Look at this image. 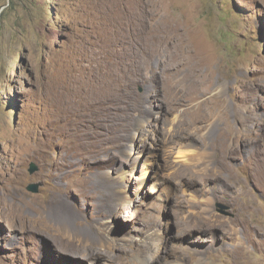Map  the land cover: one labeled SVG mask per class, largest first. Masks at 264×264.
<instances>
[{
  "label": "rangeland",
  "instance_id": "rangeland-1",
  "mask_svg": "<svg viewBox=\"0 0 264 264\" xmlns=\"http://www.w3.org/2000/svg\"><path fill=\"white\" fill-rule=\"evenodd\" d=\"M262 161L264 0H0V264H264Z\"/></svg>",
  "mask_w": 264,
  "mask_h": 264
},
{
  "label": "bare ground",
  "instance_id": "bare-ground-1",
  "mask_svg": "<svg viewBox=\"0 0 264 264\" xmlns=\"http://www.w3.org/2000/svg\"><path fill=\"white\" fill-rule=\"evenodd\" d=\"M89 144H90V141H89V143H87V145L84 147L83 151L80 153L84 159L82 161H84L87 164H88V157H90L89 152L91 151V150L89 151V149L92 146L91 144H90L91 146ZM93 144H96V143L94 142ZM254 169H255V171H254V174H252V175L254 177H256L255 179L258 182V180H260L264 177V162L262 161V163L257 165L256 168H254ZM56 193H58V192H56ZM111 199H113V198H111ZM66 201L64 200V198L60 194H56V195L53 194L52 197H50L49 200L46 201V203L44 204V210L42 211L41 215L38 217V219H40L42 221L41 223H43L42 226L45 227V224H47L48 227L50 226L49 228H53V229L60 228L72 236H76V237H79V238H82V239H85L88 241H92L93 238L91 236V232L84 228L83 221L81 219V215H80L79 211L73 210ZM98 202L100 204V211H99L100 214L98 215V220H101L103 218H108V217L114 216L116 214L117 208L113 205L114 200H110L108 198H105V196L103 197V195H101L98 197ZM73 224L76 226V228H73V226H72ZM158 238H159V233L157 231H153L151 233V235L148 238H146L147 240L144 243L145 245H147L149 242V243H152L153 245H155V247H156L155 253L149 257V259H152L153 261L157 260L160 256L161 247H160V244L158 242V240H159ZM59 248H60L61 252L67 253V254H72L75 257L80 256V254L82 253V254H84L83 257L86 259L92 258L95 255L96 256L99 255L101 258L105 259V261H108L111 259L114 260V256L104 258L103 253H99L97 251L89 250V249L81 250L79 248V246H75L73 244H66L65 246H59ZM239 264H248V262L241 259V261H239Z\"/></svg>",
  "mask_w": 264,
  "mask_h": 264
},
{
  "label": "water",
  "instance_id": "water-1",
  "mask_svg": "<svg viewBox=\"0 0 264 264\" xmlns=\"http://www.w3.org/2000/svg\"><path fill=\"white\" fill-rule=\"evenodd\" d=\"M38 170V166L35 164V163H30L29 166H28V173L30 175H32L34 172H36ZM39 184L38 183H30L26 186L25 190L27 192H30V193H33V194H37L38 191H39ZM218 209H219V212L222 213V214H225L227 215L228 213L226 212L227 210V207L221 205V204H218L217 205Z\"/></svg>",
  "mask_w": 264,
  "mask_h": 264
}]
</instances>
